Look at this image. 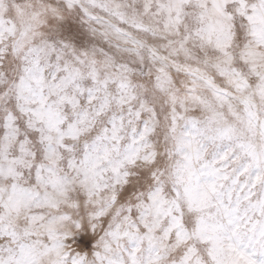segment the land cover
Returning <instances> with one entry per match:
<instances>
[{
	"label": "clouds",
	"instance_id": "obj_1",
	"mask_svg": "<svg viewBox=\"0 0 264 264\" xmlns=\"http://www.w3.org/2000/svg\"><path fill=\"white\" fill-rule=\"evenodd\" d=\"M241 246L264 261V0H0V264Z\"/></svg>",
	"mask_w": 264,
	"mask_h": 264
},
{
	"label": "snow or ice",
	"instance_id": "obj_2",
	"mask_svg": "<svg viewBox=\"0 0 264 264\" xmlns=\"http://www.w3.org/2000/svg\"><path fill=\"white\" fill-rule=\"evenodd\" d=\"M257 179H259V177H257ZM242 247L243 246L235 250L234 256L227 261V264H256V261L248 258L246 251L241 250ZM221 264H224V262H221ZM261 264H264V261H262Z\"/></svg>",
	"mask_w": 264,
	"mask_h": 264
}]
</instances>
